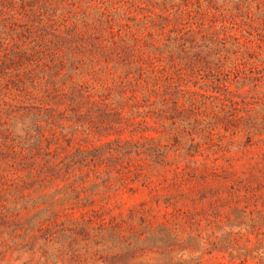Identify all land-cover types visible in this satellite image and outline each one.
<instances>
[{
    "label": "rangeland",
    "instance_id": "rangeland-1",
    "mask_svg": "<svg viewBox=\"0 0 264 264\" xmlns=\"http://www.w3.org/2000/svg\"><path fill=\"white\" fill-rule=\"evenodd\" d=\"M0 264H264V0H0Z\"/></svg>",
    "mask_w": 264,
    "mask_h": 264
}]
</instances>
